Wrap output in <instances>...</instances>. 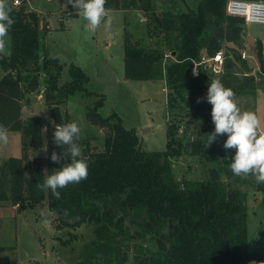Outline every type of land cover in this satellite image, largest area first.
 Listing matches in <instances>:
<instances>
[{"label": "trees", "instance_id": "trees-1", "mask_svg": "<svg viewBox=\"0 0 264 264\" xmlns=\"http://www.w3.org/2000/svg\"><path fill=\"white\" fill-rule=\"evenodd\" d=\"M19 1L16 5L8 0L15 23L9 35L11 52L0 54V124L20 133L21 156H10L0 165V201H8L19 211L45 202L55 214L52 221L58 229L92 225L93 239L84 244L77 264L126 263L130 226L135 227L137 237L151 234L157 246L150 250L136 245L133 264H264V251L248 249L247 191L242 189L248 181L264 193V183H257L251 174L234 175L230 167L217 163L213 154L220 136L209 146L207 142L208 133L215 127L212 105L206 100L208 82L219 78L235 92L237 69H248L237 50L242 47L243 20L226 14L227 0H201L195 9L167 12L161 19H154L161 32L174 34L171 51L175 57L168 62L163 48L146 47L124 31L125 78L164 80L169 89L167 108L174 110L182 103L187 108L186 116L199 122L196 134L183 142L176 136L175 123L170 124L166 127L165 149L145 151L135 129L125 128L117 113L102 117L96 111L103 104L100 98L87 118L104 130L103 148L95 150L81 132L79 143L89 161L88 176L58 189L59 198L37 184L63 163V157L60 162L50 159L53 151H63L53 143L55 125L69 122L63 118L59 104L74 91L86 90L88 77L71 64V79L59 85L63 64L46 53L48 23L36 10L27 9V0ZM149 2L106 0L105 8L130 9L137 5L148 9ZM228 43L236 47L229 48ZM203 49L207 56L225 49L223 72L218 77L202 62ZM194 66L196 75L192 73ZM41 83L53 120L45 130L38 116L23 118L22 112L29 95L40 92ZM243 83L252 90L258 86L254 75L244 77ZM29 145L34 149L45 145L46 171L39 158L31 169L26 166ZM182 153L197 155L214 165L204 179L178 181L171 159ZM222 174L236 183L224 182Z\"/></svg>", "mask_w": 264, "mask_h": 264}, {"label": "rangeland", "instance_id": "rangeland-1", "mask_svg": "<svg viewBox=\"0 0 264 264\" xmlns=\"http://www.w3.org/2000/svg\"><path fill=\"white\" fill-rule=\"evenodd\" d=\"M200 1L150 0L148 9L137 5L130 9L109 8L106 9V16L101 24L92 29L69 0H27V9L36 10L42 18H48L50 28L46 31L44 43L47 55L57 57L63 64L59 85L71 79V64L79 67L88 77L84 84L86 90H76L69 94L65 102L59 104V109L63 118L79 123L83 136L95 150L100 151L103 148L104 130L87 118V112L100 98L103 104L96 111L102 117H107L112 112L117 113L125 128L135 129L145 151L165 149L166 127L170 124L175 123L176 136L183 142L196 134L197 128H200L199 122L186 116L187 108L182 103L174 110L167 108L169 89L164 80L125 78L123 36L126 29L142 45L163 48L167 62L173 60L175 56L171 50L174 48V34L163 30L161 32L154 19H161L167 12L177 14L195 9ZM241 26L242 47L237 50L240 55L246 53L244 60L248 69L237 67V74L234 75L235 98L242 111L249 110L258 116L260 131L264 132V74H259L255 55L257 39L262 41L264 55V24L242 23ZM148 30L151 34H148ZM227 45L229 48L236 47L232 43ZM222 55L225 57V49L222 50ZM202 56H207L205 51H202ZM205 64L213 72V62L208 61ZM250 75L255 76L258 85L253 90L243 83V78ZM213 76L218 77V74ZM38 89L40 92L29 95V103L23 106V118L38 116L45 130L53 120L43 97L42 83ZM220 138L218 150L213 156L218 164L229 167L235 149L224 148L227 134L220 135ZM26 141L29 143V140ZM27 151L26 166L31 169L34 160L39 158L42 169L46 171L45 145L40 149L29 145ZM10 156H21V137L17 131H9L8 142L0 143V165ZM213 165L214 163H207L197 155L187 153L171 159L172 172L178 181L204 179L208 168ZM222 177L224 182L236 183L227 174H222ZM242 189L247 191L248 249L264 251V193L255 190L254 185H250L248 181ZM54 215L45 202L19 211L17 206H12L8 201H0V246L5 248L0 250V263L77 264L84 244L93 239V227L82 224L77 228L58 229L52 221ZM130 227L132 237L128 240V260L123 264H133L136 245L150 250H156L157 247L151 234L137 237L134 233L135 227Z\"/></svg>", "mask_w": 264, "mask_h": 264}, {"label": "clouds", "instance_id": "clouds-1", "mask_svg": "<svg viewBox=\"0 0 264 264\" xmlns=\"http://www.w3.org/2000/svg\"><path fill=\"white\" fill-rule=\"evenodd\" d=\"M86 24L97 28L106 16V0H69ZM8 0H0V54H10V29L15 23ZM194 74H196L194 72ZM206 100L212 105L211 116L214 131L208 133V146L217 136L227 134L225 149H235L229 167L234 175L255 177L257 183H264V132L259 131L258 116L249 110H241L232 88L219 78L208 82ZM53 143L63 148L62 153L53 151L50 159L63 163L52 168L37 187L51 190L60 197L58 189L79 183L88 176L89 161L85 158L81 144V127L77 121L55 125ZM9 140V130L0 124V143ZM255 264V262H253Z\"/></svg>", "mask_w": 264, "mask_h": 264}, {"label": "built area", "instance_id": "built-area-1", "mask_svg": "<svg viewBox=\"0 0 264 264\" xmlns=\"http://www.w3.org/2000/svg\"><path fill=\"white\" fill-rule=\"evenodd\" d=\"M14 4H20L19 0H13ZM225 12L227 15L238 17L243 20L244 24L258 23L264 24V0H227L225 5ZM241 57L244 59L246 53L243 52ZM224 56L222 51H218L212 56H204L202 62H213V72L219 74L223 72ZM197 73L196 68L193 69V75Z\"/></svg>", "mask_w": 264, "mask_h": 264}, {"label": "water", "instance_id": "water-1", "mask_svg": "<svg viewBox=\"0 0 264 264\" xmlns=\"http://www.w3.org/2000/svg\"><path fill=\"white\" fill-rule=\"evenodd\" d=\"M256 59L259 64L260 73L264 74V55H263V45L260 39L256 40V51H255Z\"/></svg>", "mask_w": 264, "mask_h": 264}, {"label": "crops", "instance_id": "crops-1", "mask_svg": "<svg viewBox=\"0 0 264 264\" xmlns=\"http://www.w3.org/2000/svg\"><path fill=\"white\" fill-rule=\"evenodd\" d=\"M44 18V17H43ZM43 21H45V22H47L48 23V18H44V20ZM48 28H50L49 26H48ZM230 46V45H229ZM202 51H205L204 49L202 50ZM206 57V56H205ZM0 76H1V74H0ZM255 111H256V109H255ZM261 129L259 128V131H260ZM264 130V129H263Z\"/></svg>", "mask_w": 264, "mask_h": 264}]
</instances>
